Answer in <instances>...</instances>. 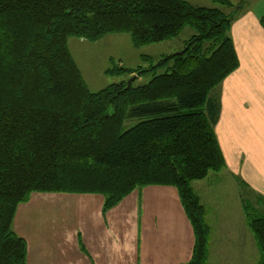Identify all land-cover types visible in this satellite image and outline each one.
Here are the masks:
<instances>
[{
	"label": "trees",
	"instance_id": "obj_1",
	"mask_svg": "<svg viewBox=\"0 0 264 264\" xmlns=\"http://www.w3.org/2000/svg\"><path fill=\"white\" fill-rule=\"evenodd\" d=\"M235 15L183 0H0V264H25L10 224L32 192L99 193L108 209L149 185L177 190L197 244L186 264H204L208 227L191 183L225 165L209 92L238 67ZM184 16L197 34L162 75L88 90L68 38L129 33L134 45L157 43L177 35ZM126 118L137 124L123 131ZM249 205L264 264V215Z\"/></svg>",
	"mask_w": 264,
	"mask_h": 264
},
{
	"label": "crops",
	"instance_id": "obj_2",
	"mask_svg": "<svg viewBox=\"0 0 264 264\" xmlns=\"http://www.w3.org/2000/svg\"><path fill=\"white\" fill-rule=\"evenodd\" d=\"M227 1L239 10L228 31L238 67L210 97L218 111L214 134L225 167L231 173V177L226 174L220 177L229 181H234L233 176L240 177L242 184L247 186L264 184V29L260 25L264 7L257 3L251 8L249 0ZM252 169L260 170L261 181L249 179L248 170ZM235 182L237 185L240 181ZM196 183L193 182L191 187L199 185ZM260 196L264 198V194ZM198 199L202 207L205 202L212 203L204 191ZM133 202V211L138 213L136 196ZM240 202L242 207V198ZM180 203L173 187L143 189L142 226L139 223L127 241L113 240L111 253L108 252L111 247L106 228L110 226V217L115 216V208L103 218L100 208L92 210L87 202L81 206L78 203L62 205L59 210L48 211L49 214L55 211L53 223L58 225L44 226L39 221L38 233L27 234L20 226L27 237L17 234L26 239L27 264L29 261L35 264H186L191 259L194 236ZM241 207L239 204L240 210ZM205 218L208 224L216 223V213H205ZM25 221L21 220V225ZM76 222L83 231L80 239L77 238ZM116 249L123 251L118 254L113 252Z\"/></svg>",
	"mask_w": 264,
	"mask_h": 264
},
{
	"label": "rangeland",
	"instance_id": "obj_3",
	"mask_svg": "<svg viewBox=\"0 0 264 264\" xmlns=\"http://www.w3.org/2000/svg\"><path fill=\"white\" fill-rule=\"evenodd\" d=\"M183 1L193 8L211 7L219 9L224 15L237 14L239 11L236 6L233 8L225 7L213 0ZM257 3L264 7V0H249L248 5L254 8V4ZM192 19L190 16H184V24L180 27L178 34L157 43L137 46L134 45L129 33H106L94 41L70 37L67 40L68 50L90 92H98L110 85L119 83L126 84V88L131 86L142 87L148 84L153 77L162 75L165 70L167 71L173 65V62L175 63V61H172L171 58L173 57L171 56L181 55L182 51L188 47L189 42L191 43L193 37L197 34L189 25L193 21ZM169 57L171 58L168 59ZM159 62H161L160 66H158ZM221 83L213 86L209 92L210 97ZM116 105L119 106L118 103ZM123 121V131L137 124V119L126 118ZM229 171L224 165L217 173H208V176L203 180L195 181L199 185L191 187L197 198L201 191H204L212 199L211 205L205 202L203 206L205 213L209 212L212 215L216 213V223L213 224H208L204 213V222L207 227H210L207 229L205 240L204 264H257L260 261L261 253L257 243L256 231L251 226L239 200L242 198V202L245 204L249 202L250 211L253 210L255 214L264 215V198L260 196L264 194V184L253 183L247 186V184L241 183L243 180L240 177L233 176L234 181L220 177L223 174L231 177ZM248 172H250L248 177L252 181L264 179L258 169L248 170ZM235 180L240 182L236 185ZM150 186L159 187L158 185L136 186L118 203L108 209H104L105 197L99 193L32 192L27 201L17 205L10 229L16 236L21 238L19 235H26L21 231L22 229L26 230L27 234L34 235V233H38L39 221L44 226L58 225L57 222L53 223L55 211H52L51 214L47 212L52 209L59 210L62 205L71 206L78 203L81 206L87 202L92 210L95 207L100 208L103 218H106L108 212L115 208L113 211L115 216L110 217V226L106 228L109 233V246L111 247L108 252L111 253L113 240L120 243L127 241L132 237L135 227H138L139 223L142 226L141 198L143 189ZM173 189L175 188L173 187ZM175 191L177 193L176 189ZM135 196L138 213L136 210L133 211ZM18 214L17 222L16 217ZM25 219L26 221L21 225V220L24 221ZM76 225V230L79 233L77 238L80 239V234L82 235L83 231L79 228V222H76ZM192 231L194 236L192 253L194 251L196 255L195 247L197 244H195L196 236L193 228ZM22 239L24 240V238ZM27 242H29L28 239ZM122 251L116 249L113 252L120 254ZM33 255L35 257V252L32 250ZM202 255L203 253L201 257ZM196 258L197 261L200 260L198 257ZM33 263L35 264V262L29 261V264ZM25 264H27V244Z\"/></svg>",
	"mask_w": 264,
	"mask_h": 264
},
{
	"label": "water",
	"instance_id": "obj_4",
	"mask_svg": "<svg viewBox=\"0 0 264 264\" xmlns=\"http://www.w3.org/2000/svg\"><path fill=\"white\" fill-rule=\"evenodd\" d=\"M130 81L128 82V85H129Z\"/></svg>",
	"mask_w": 264,
	"mask_h": 264
}]
</instances>
